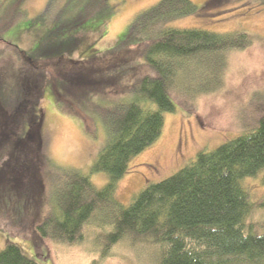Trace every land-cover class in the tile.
Instances as JSON below:
<instances>
[{
	"label": "trees",
	"instance_id": "obj_1",
	"mask_svg": "<svg viewBox=\"0 0 264 264\" xmlns=\"http://www.w3.org/2000/svg\"><path fill=\"white\" fill-rule=\"evenodd\" d=\"M106 1H89L82 20L96 16L97 7L104 11L102 17L109 15L113 9L105 10ZM21 3L16 0L13 9L7 10L9 18L0 13V29L26 15L18 12ZM198 11L191 0H158L134 16L120 41L78 60L67 54L79 41L78 35L48 46L39 41L35 57L0 39V194L9 200L15 196L19 202H32L43 188L39 168L47 164L29 143V135L37 140L33 132L39 126L38 101L45 85L49 84L58 100H63L62 90L83 102L118 87L129 95L108 104L90 103L105 132L92 166V171L107 173L103 187L96 188L78 170L48 167L52 204L35 225L40 236L57 243H78L95 216L101 258L119 242L129 240L134 246L152 247L153 264H264V219L246 222L255 204L242 185L244 178L264 173V100L258 103L263 105L257 106L253 123H243L237 136L212 150L198 151L174 173L148 182L127 206L115 195L116 183L130 159L160 135L162 113L174 111L173 89L184 75L199 71L215 77L227 52L242 50L252 42L240 30L215 32L168 25ZM2 58L12 60L6 64ZM10 77L16 79V91L10 87ZM6 82L9 87H4ZM77 115L84 132L93 137L95 120L84 110ZM6 120L21 128L27 124V129L23 135L5 134ZM4 228L10 235L19 232L8 225ZM0 264L39 263L7 242L0 249Z\"/></svg>",
	"mask_w": 264,
	"mask_h": 264
},
{
	"label": "rangeland",
	"instance_id": "obj_2",
	"mask_svg": "<svg viewBox=\"0 0 264 264\" xmlns=\"http://www.w3.org/2000/svg\"><path fill=\"white\" fill-rule=\"evenodd\" d=\"M89 1L93 0H22L18 12L25 11L26 18L19 17L14 24L0 29V39L18 45L26 55L35 57L39 41L42 46H48L78 35L79 41L67 53L72 60H78L91 52L104 51L120 41L134 16L158 0H107L105 10L109 7L113 9L109 15L102 17L104 11L97 7L96 16L82 20ZM191 1L199 11L174 19L168 25L215 32L240 30L248 33L252 42L242 50L227 52L221 66L216 68L215 77L197 71L184 75L176 84L173 89L177 99L175 109L162 113L160 135L130 159L125 173L116 183L115 195L124 206L148 182L169 176L189 163L198 151L212 150L240 134L245 124L253 123L258 103L264 100V1ZM0 3V13L4 12L9 18L11 13L7 10L13 9L16 0H0ZM1 60L10 64L12 58ZM187 78L189 81H186ZM9 81L10 87L15 90V77H10ZM7 85L8 82L4 87H9ZM61 94L63 100L56 99L49 84L45 85L38 101L39 126L33 132L37 134V142L33 135H29V143L38 148L43 157L41 160L47 164L39 168L43 184L40 195L25 203L19 202L15 196L9 200L3 193L0 194V222L3 225L0 229V249L7 242H12L39 264H153L155 252L152 247L146 244L134 246L129 240L119 242L106 257L101 258L95 241L99 230L95 225V216L84 227L82 240L75 244L53 242L40 236L35 229L42 213L52 204L50 183L46 178L51 173L48 167L62 171L78 170L87 175L96 188L107 183V173L92 171L105 132L96 116V109L90 103L108 104L129 98L120 87L89 97L87 102L77 101L68 91L62 90ZM262 105L259 104L258 109ZM81 110L96 122L93 137L83 130L82 118L77 115ZM2 126L5 134L23 135L27 129V124L21 128L19 124L14 126L7 120ZM263 175L262 171L242 180L250 200L255 204L246 222L264 219ZM4 225H8L11 231L19 232L10 235Z\"/></svg>",
	"mask_w": 264,
	"mask_h": 264
}]
</instances>
